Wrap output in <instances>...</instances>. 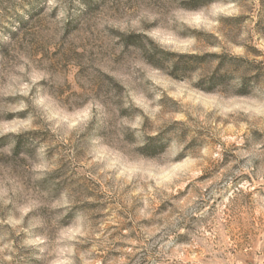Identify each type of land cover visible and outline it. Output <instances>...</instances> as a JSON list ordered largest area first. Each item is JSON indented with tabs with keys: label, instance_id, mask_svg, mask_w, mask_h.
<instances>
[{
	"label": "rangeland",
	"instance_id": "1",
	"mask_svg": "<svg viewBox=\"0 0 264 264\" xmlns=\"http://www.w3.org/2000/svg\"><path fill=\"white\" fill-rule=\"evenodd\" d=\"M0 264H264V0H0Z\"/></svg>",
	"mask_w": 264,
	"mask_h": 264
},
{
	"label": "trees",
	"instance_id": "2",
	"mask_svg": "<svg viewBox=\"0 0 264 264\" xmlns=\"http://www.w3.org/2000/svg\"><path fill=\"white\" fill-rule=\"evenodd\" d=\"M206 89V88H205Z\"/></svg>",
	"mask_w": 264,
	"mask_h": 264
}]
</instances>
